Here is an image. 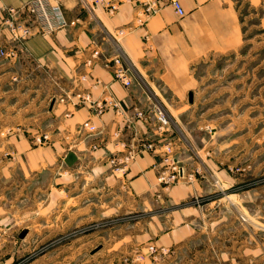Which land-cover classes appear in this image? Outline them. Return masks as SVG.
<instances>
[{
	"label": "crops",
	"instance_id": "crops-1",
	"mask_svg": "<svg viewBox=\"0 0 264 264\" xmlns=\"http://www.w3.org/2000/svg\"><path fill=\"white\" fill-rule=\"evenodd\" d=\"M26 1L0 0V45L18 53V59L0 61V133H7L11 149L0 161V264H14L37 245L54 242L58 246L25 264H114L120 255L105 245L136 240L164 245L170 253L159 259L144 254L133 264H222V251L209 253L212 238L204 236L211 205H188L166 217L156 213L163 200L180 203L210 193L206 180L163 190L156 183V153L143 151L121 173L112 161L127 147L153 140L150 124L134 110L157 99L155 78L195 104L199 81L188 69L211 53L233 57L222 69V131L241 133L235 142L250 136V146L255 144L264 110V0H179L182 16L162 0L156 10L157 0H112L113 13L101 5L86 10L82 0H56L67 20L78 22L16 41L4 8ZM95 47L105 57L121 51L143 83L126 87L102 61L88 63ZM85 93L92 101L113 98L120 110L76 104ZM88 120L96 131L81 129ZM182 157L191 156L183 151ZM134 210L148 214L134 224L90 228L102 217ZM198 240L203 245L195 249Z\"/></svg>",
	"mask_w": 264,
	"mask_h": 264
},
{
	"label": "rangeland",
	"instance_id": "rangeland-1",
	"mask_svg": "<svg viewBox=\"0 0 264 264\" xmlns=\"http://www.w3.org/2000/svg\"><path fill=\"white\" fill-rule=\"evenodd\" d=\"M60 5L65 15L63 5L61 3ZM82 5L86 10H92L97 5L107 9L106 5L97 4L91 0H83ZM21 18L28 20L30 15L24 10ZM73 20L76 22L70 23ZM73 20H67L68 24L64 27L76 24L79 19ZM7 27L12 39H14L10 27ZM96 49L100 51L98 57L93 55ZM13 50L16 52L15 57L3 59L4 61L18 59L16 49ZM115 56L122 58L137 82L141 78L138 69L121 51L116 50L113 55L105 57L103 51L95 47L91 51L88 63L102 61L105 66V62ZM232 58V56L222 53H211L201 60L199 59L192 68L188 69V73L199 81L195 89L198 91L196 103L192 105L188 103L187 93L180 95L176 93L175 87L162 83L159 77L155 78L156 84L153 87H157L155 90L158 92V96L157 99L152 98L150 100V105L146 109L151 106H159L168 113L172 127L160 139V152L161 149L167 150L164 144L173 140L175 142L174 150L168 162V167L171 169L173 165L177 164L183 168V175L180 179L170 183H160L158 176L165 164H162L159 160L155 164L157 170L156 183L163 190H168L176 184L192 185L201 180H206V183L212 187L210 193L194 195L180 203L163 200L162 207L156 213L166 217L172 211L188 205H211V210L206 212L207 215L204 218V220L209 221L204 236L209 235L208 237L212 238V248L209 253L216 254L222 251V264H264V110L260 111V122L257 129H255L256 131L253 132L255 144L252 147L250 146V136L247 142H235L236 136H240L241 133L234 134L222 131V69L227 67L229 64L227 62ZM157 71H159L158 68ZM140 81L143 83L142 79ZM88 102L92 103V100ZM215 128L219 130L217 134L213 132ZM6 135L7 133H0V161L11 156V149L5 141ZM190 142L193 145L192 149L195 154L192 149L190 151L188 146ZM183 151L186 155L191 156L188 161H185L182 157ZM161 155L163 157L162 152ZM173 157L176 159H173ZM218 159L222 160L221 165L218 163ZM209 160H214L221 167L222 175L218 174L219 168ZM203 163H206V166L209 165L212 169H206ZM124 168L123 165L112 164L114 171H120L116 173L123 172ZM44 182L42 181L39 185L42 186ZM146 214L148 213L134 210L128 213L106 216L91 223L90 228L95 230L97 225L106 228L110 226L117 227L119 224L125 223L134 224L146 218ZM202 245L203 242L201 243L199 240L192 244L193 247H196L195 249H199ZM56 246L58 245L55 242L37 245L14 264H25L31 258L38 257ZM97 246L102 247V245ZM105 246V249L111 247L110 251L119 253L120 256L117 255L118 259L114 260V264H133L143 258L144 254L159 259L170 253V248L164 245L137 240L128 245ZM105 257H100L99 261ZM85 262L86 259H84Z\"/></svg>",
	"mask_w": 264,
	"mask_h": 264
},
{
	"label": "built area",
	"instance_id": "built-area-1",
	"mask_svg": "<svg viewBox=\"0 0 264 264\" xmlns=\"http://www.w3.org/2000/svg\"><path fill=\"white\" fill-rule=\"evenodd\" d=\"M94 3H102L106 5L109 12H114L116 10V2L111 1L107 2L105 0H91ZM168 1L171 3L176 12L179 15H184L185 10L180 3L179 0H162ZM83 2V0H82ZM158 0L156 1V5L154 10L158 8ZM152 8V9H153ZM26 11L30 15V19L21 18V14L23 11ZM6 12L4 21L7 26L10 27L11 32L13 33L15 40H22L23 38L36 34V33H52L59 29H62L64 26L68 24L67 19L65 18L63 9L60 3L56 0H28L21 6H8L4 8ZM73 20L70 23H75ZM14 48L7 47L4 45H0V61L3 59L15 57L16 52L13 50ZM100 51L96 49L93 53L95 57H98ZM105 66L110 68L113 72L114 78L123 83L124 86L130 87L134 84V76L128 66H126L120 56H115L112 59H109L105 62ZM77 97L79 100L76 102H88L91 101V96L87 93L78 94ZM94 107L102 112L108 107H115L120 110L119 102L115 99H105V100H97L92 101ZM134 115L136 118L142 119L146 123L150 124L153 129V140H141L139 143L133 144L126 148L124 155L119 159V161L113 160L115 164L123 165V167H128L130 162L143 151H153L157 155L160 156L161 163L165 164V167L160 170V175L158 176V181L160 183H170L172 181L178 180L183 175V168L181 166L173 165L171 169L168 167V162L170 161V157L172 156V152L174 150L173 140L165 143L166 149H161L163 157L160 152V146H158L157 139H161L165 136V134L172 127L171 118L168 113L160 108L159 106L150 107L149 109L135 107ZM81 129H87L89 131H96V126L90 121H86L81 125ZM173 159H176L173 157ZM153 249V247H151Z\"/></svg>",
	"mask_w": 264,
	"mask_h": 264
},
{
	"label": "water",
	"instance_id": "water-1",
	"mask_svg": "<svg viewBox=\"0 0 264 264\" xmlns=\"http://www.w3.org/2000/svg\"><path fill=\"white\" fill-rule=\"evenodd\" d=\"M190 100H191V101L193 100V98H192V94L190 95Z\"/></svg>",
	"mask_w": 264,
	"mask_h": 264
},
{
	"label": "bare ground",
	"instance_id": "bare-ground-1",
	"mask_svg": "<svg viewBox=\"0 0 264 264\" xmlns=\"http://www.w3.org/2000/svg\"><path fill=\"white\" fill-rule=\"evenodd\" d=\"M119 47V46H118ZM160 104V103H159ZM161 105V104H160ZM165 110V109H164Z\"/></svg>",
	"mask_w": 264,
	"mask_h": 264
}]
</instances>
